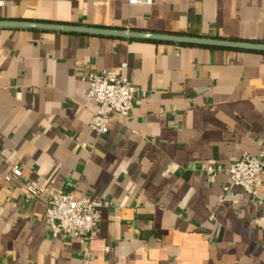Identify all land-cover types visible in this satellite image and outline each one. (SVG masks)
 <instances>
[{
    "label": "crops",
    "instance_id": "1",
    "mask_svg": "<svg viewBox=\"0 0 264 264\" xmlns=\"http://www.w3.org/2000/svg\"><path fill=\"white\" fill-rule=\"evenodd\" d=\"M4 2L0 19L264 40V0ZM124 64L140 92L99 134L87 77ZM259 152L264 54L0 28V264H264V198L225 171ZM31 181L101 202L97 236L53 235Z\"/></svg>",
    "mask_w": 264,
    "mask_h": 264
},
{
    "label": "built area",
    "instance_id": "2",
    "mask_svg": "<svg viewBox=\"0 0 264 264\" xmlns=\"http://www.w3.org/2000/svg\"><path fill=\"white\" fill-rule=\"evenodd\" d=\"M153 2L154 0H129L132 6L152 5ZM4 4V0H0V7ZM125 68L124 64L118 69H103L90 73L87 77L90 85L89 97L98 103L91 126L99 134L108 132V124L114 114L118 113L124 118L130 116L134 101L140 92L129 82ZM207 171L209 174H215L222 171V168L208 167ZM225 171L235 186L241 187L249 195H261L264 198V152L253 155L246 153ZM22 175L19 168L13 167L7 179L16 180ZM40 195L45 196V221L53 235L71 236L82 242L91 241L97 236L103 206L101 202L87 196H78L75 191L52 192L49 188L31 181L27 186L26 196L34 198Z\"/></svg>",
    "mask_w": 264,
    "mask_h": 264
},
{
    "label": "water",
    "instance_id": "3",
    "mask_svg": "<svg viewBox=\"0 0 264 264\" xmlns=\"http://www.w3.org/2000/svg\"><path fill=\"white\" fill-rule=\"evenodd\" d=\"M0 28H22L45 31H58L74 34L96 35L104 37L127 38L168 42L174 44L201 46L209 48L255 51L264 53V40H244L220 36L191 35L184 33L155 32L137 30L112 25H79L55 21H34L24 19H0Z\"/></svg>",
    "mask_w": 264,
    "mask_h": 264
},
{
    "label": "trees",
    "instance_id": "4",
    "mask_svg": "<svg viewBox=\"0 0 264 264\" xmlns=\"http://www.w3.org/2000/svg\"><path fill=\"white\" fill-rule=\"evenodd\" d=\"M177 46L179 47H184V46H191V45H181V44H177ZM209 48V47H208ZM214 49H221V48H214ZM221 50H224V49H221ZM226 50H233V49H226ZM242 51V50H241ZM244 51V50H243ZM250 52H255V51H250ZM256 53H261V54H264L263 52H256Z\"/></svg>",
    "mask_w": 264,
    "mask_h": 264
}]
</instances>
